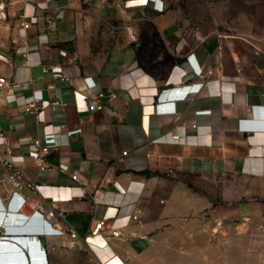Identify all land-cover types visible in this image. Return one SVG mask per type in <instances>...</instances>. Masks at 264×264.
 I'll use <instances>...</instances> for the list:
<instances>
[{
    "label": "crops",
    "instance_id": "crops-1",
    "mask_svg": "<svg viewBox=\"0 0 264 264\" xmlns=\"http://www.w3.org/2000/svg\"><path fill=\"white\" fill-rule=\"evenodd\" d=\"M166 3L0 0V74L28 82L19 98L0 92V133L21 173L13 188L0 170V197L15 190L13 206L20 197L29 204L8 211L0 201L9 231L0 243L17 255L7 264H39L31 258L37 252L46 264H228L225 252L212 260L207 248L181 254V242L197 247L211 219L264 220V45L252 35L181 25L180 14L156 11ZM20 16L34 20L26 35ZM100 21L123 23L108 30L117 38L104 46ZM51 65L66 79L42 73ZM31 98L41 103L37 116L23 110ZM49 101L63 112L44 106ZM94 101L102 110L87 109ZM165 103L173 114L155 112ZM45 135L57 147L43 161L65 173L35 166L34 141ZM93 191L122 194L136 220L115 219L116 209L94 203ZM49 203L60 212L53 227L75 238L37 235L52 231L30 205L44 214ZM98 220L105 226L91 239ZM255 229L242 264H264V223Z\"/></svg>",
    "mask_w": 264,
    "mask_h": 264
},
{
    "label": "rangeland",
    "instance_id": "rangeland-1",
    "mask_svg": "<svg viewBox=\"0 0 264 264\" xmlns=\"http://www.w3.org/2000/svg\"><path fill=\"white\" fill-rule=\"evenodd\" d=\"M166 2V7L158 6L156 11L180 14L183 19L181 25L195 27L206 25L219 31L252 35L259 38L264 45V0H166ZM142 28L150 29L147 26ZM99 29L106 32L98 39L100 45L104 46L117 38L108 34V30H123V23L100 21ZM260 223H264V220L238 218L219 222L211 219L197 247L184 241L181 242L179 250L183 254L195 252L197 248L201 250L207 248L209 249L207 255L212 260L218 257L221 251L226 253L228 264H242L249 261L247 254L251 253L248 249L253 248L252 235ZM243 224H247L248 227ZM207 243L210 244V248L207 247ZM214 264H219L218 260Z\"/></svg>",
    "mask_w": 264,
    "mask_h": 264
},
{
    "label": "built area",
    "instance_id": "built-area-1",
    "mask_svg": "<svg viewBox=\"0 0 264 264\" xmlns=\"http://www.w3.org/2000/svg\"><path fill=\"white\" fill-rule=\"evenodd\" d=\"M51 18L48 19V22L51 23ZM34 23V20L26 21L23 19L22 16H20V23L19 28L20 30L26 35L27 32L32 28V24ZM5 26V17L3 13H0V30ZM189 63L190 67L192 68L193 72L201 76L202 75V69L194 63L193 59L190 58ZM58 66L51 65L48 67H42L41 71L42 73H46L48 71L54 72V78L59 80H65L62 75L58 73ZM28 86V82L26 81H18V80H8L5 76L0 74V92L5 91L7 94H10L11 96H14L15 98L21 97V92L26 89ZM113 96V95H111ZM100 98L103 97V95H99ZM40 101L38 99H28L26 100L23 110L25 113L37 116L38 113L41 110ZM12 106V105H11ZM47 108H50L51 111H54L56 108L62 109L61 112H63V104H60L56 101H49L46 103ZM103 106L99 102H92L88 104L87 109L89 111H95V110H102ZM175 111V108L171 106V103H165V104H156L155 105V112L161 113V114H173ZM63 114V113H62ZM64 116V114H63ZM173 140L177 141L179 139L178 136H173ZM34 145L37 149V153L33 156L34 164L37 168H39L41 171L46 172H54L59 171L61 173H65L64 169H55L45 164L43 161V155L51 152L57 147V143L55 141L54 135H45L42 138H39L34 141ZM13 152H12V146L9 139L0 133V170L4 173L3 181L6 184L11 185L13 188H17L21 184V173L19 169L14 167V158H13ZM71 179L74 181H77V177L75 174L71 175ZM27 189H29L31 192H34L35 186L33 184L26 185ZM81 194L85 195V191L81 190ZM112 195V194H111ZM90 196L93 199V202L96 204H103L107 207H111L116 209V215L115 219H132L136 220L137 216L132 215V209L133 205L124 204L125 197L122 194H113L112 197H110L109 193H105V195L102 198H99L96 196V191H93L90 193ZM19 195L15 190H9L4 198L0 197V201L3 202V206L6 207L9 204V202L16 201L18 199ZM25 205H29L25 198L20 197V200H18L17 204L13 206L14 209L22 210ZM32 209V216H35L37 214L40 215V218L43 219L44 223L51 229L52 232H48L42 229H37L35 232L39 234V236H47V235H54V236H62L64 234H68L70 237L75 238L76 234L74 231L70 230L68 233H65L64 231L60 229H55L53 227L55 218L60 215V212L58 211L57 205L55 203H49L47 205V211L42 214L37 211V205L33 204L30 205ZM12 215V214H9ZM0 224H2V221L0 220ZM105 226V220H98L95 225L90 229L89 238L95 239L99 237L103 231V228ZM0 235L4 236V232L0 230ZM44 252V251H43ZM31 258H34L35 261H39V264H46L45 259V253L44 258L40 255L39 252L36 253V257L31 256ZM33 262V261H32Z\"/></svg>",
    "mask_w": 264,
    "mask_h": 264
},
{
    "label": "water",
    "instance_id": "water-1",
    "mask_svg": "<svg viewBox=\"0 0 264 264\" xmlns=\"http://www.w3.org/2000/svg\"><path fill=\"white\" fill-rule=\"evenodd\" d=\"M21 244H25V241L20 240ZM12 246L0 243V263L1 264H7V263H13L15 259L17 258V255L13 252L14 250Z\"/></svg>",
    "mask_w": 264,
    "mask_h": 264
},
{
    "label": "clouds",
    "instance_id": "clouds-1",
    "mask_svg": "<svg viewBox=\"0 0 264 264\" xmlns=\"http://www.w3.org/2000/svg\"><path fill=\"white\" fill-rule=\"evenodd\" d=\"M6 210H8V211H10V210H15V209L13 208V201H12V200H11V201L9 202V204L7 205ZM0 230H1L2 232H4V236H7L5 233H9V231H8L5 227H3L2 224H0ZM37 235L39 236V234H37ZM0 237H2V236L0 235Z\"/></svg>",
    "mask_w": 264,
    "mask_h": 264
}]
</instances>
